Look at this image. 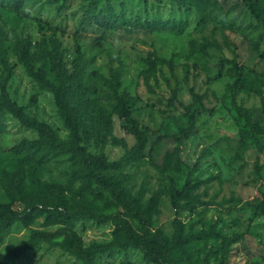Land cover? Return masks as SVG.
<instances>
[{"label": "rangeland", "instance_id": "374dc122", "mask_svg": "<svg viewBox=\"0 0 264 264\" xmlns=\"http://www.w3.org/2000/svg\"><path fill=\"white\" fill-rule=\"evenodd\" d=\"M48 1L26 0L16 12L9 0H0V97L5 86L27 115L68 140L70 131L53 94L41 91L28 74L17 40L31 39L35 69H43L53 82L44 42L60 39L70 69L79 43L89 64L86 79L73 88L72 105L90 132L80 144L85 153H104L115 163L106 172L119 179L123 192L151 222V231L168 239L174 261L264 264V25L243 0H217L207 10L179 0ZM255 1L264 11V0ZM88 10L93 11L92 22L81 27ZM103 16L110 25L119 22L113 29L101 22ZM235 57L247 76L236 93V70L228 63ZM118 67L119 93L144 139L139 147L132 127L106 98L110 89L104 78H112L110 69ZM191 104L201 110L194 124L186 112ZM41 136L11 113L0 112V204L20 214L0 235V257L35 230L69 227L85 246L126 240L111 221L61 224L56 218L61 211L87 208L121 215L134 229L146 232L145 223L72 154L41 163L22 148L24 140ZM188 182L189 195L180 200L182 235L176 244V209L169 193L172 186L183 189ZM65 239L42 243L17 264H84L70 255L62 244ZM95 261L153 264L131 248L98 254Z\"/></svg>", "mask_w": 264, "mask_h": 264}, {"label": "trees", "instance_id": "16d2710c", "mask_svg": "<svg viewBox=\"0 0 264 264\" xmlns=\"http://www.w3.org/2000/svg\"><path fill=\"white\" fill-rule=\"evenodd\" d=\"M60 0H49V4H58ZM67 3L71 0H62ZM183 5L191 3L201 10L215 8L217 0H179ZM251 14L257 21L264 25V11L259 3L255 0H243ZM147 3V0H145ZM26 0H9L11 10L21 11L25 6ZM215 4V5H213ZM61 8V7H59ZM93 11H87L81 21V27L86 23H91ZM207 21V14L205 15ZM103 24L108 23V17H102ZM115 23H108L111 28H115ZM96 20L95 23H98ZM147 26V25H146ZM44 49L51 65V71L55 75L56 82L51 81L43 69H35L32 53V41L30 38L18 39V55L22 62L25 63L28 74L33 77L41 91L53 94L55 103L58 108L59 116L64 126L70 131L68 140H62L51 129L46 122L40 121L35 117L29 116L25 112V108L19 106L11 100L9 93L4 86L2 88V96L0 97V112L11 113L24 126L31 128L42 136L37 140H24L22 148L31 153L32 158H38L39 162L58 157L63 154L70 153L82 163L86 168V173L89 174L97 183L109 189L113 197L120 202L134 217L145 223L147 229L145 233H141L134 229L131 223L121 215H106L96 211L79 208L73 212L61 211L56 213V218L59 223L69 225L75 221L92 220L97 224L113 222L115 226L126 236V240L121 243H93L90 246H85L78 235L69 227H63L55 231L35 230L30 238L23 242L20 246L10 250L6 255L0 257V264H17V261L26 254L36 251L42 243H53L61 237L66 239L62 242L66 246L70 255L80 259L84 264H96L95 257L98 254L112 253L115 249L128 250L137 249L144 255L146 262L153 264H178L173 259V248L170 246L167 238L151 231V222L139 209L135 202L129 198L121 189L119 179L106 172L112 168L115 163L111 162L104 153L88 154L84 152L81 146V140L84 136L89 137V130L85 129L80 123L76 109L72 105V97L74 94V86L82 82L87 77L88 60L85 58V53L82 46L78 43L76 46V56L74 57L71 69L65 62L64 52L61 49V41L58 37L53 36L50 41L44 42ZM154 56L150 54V58ZM228 63L233 65L236 70V80L234 83V93L244 87L246 80V72L244 67L237 61V58L228 60ZM224 68V62L220 63V69ZM112 78H104L109 89L106 98L113 102L117 112L126 123L132 127L134 134L138 139V147L144 143L141 136L139 126L135 118H133L130 108L126 105L122 95L119 93L122 78V68L110 69ZM196 99L200 97L196 95ZM186 112L190 117L192 124L196 121L197 114L201 113L200 109H195V104L186 106ZM188 182L183 189L172 186L170 189V199L176 209V218L174 220V234L172 237L173 243H179L182 235L180 223V211L182 205L180 200L189 195ZM6 191L12 196V191L6 186ZM53 214L52 212H49ZM20 220V214L13 210L9 205L0 204V235L7 232L16 222ZM220 264H224L223 261Z\"/></svg>", "mask_w": 264, "mask_h": 264}]
</instances>
